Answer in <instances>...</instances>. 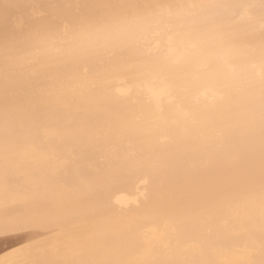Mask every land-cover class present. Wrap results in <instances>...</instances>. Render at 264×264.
<instances>
[{"label": "bare ground", "instance_id": "6f19581e", "mask_svg": "<svg viewBox=\"0 0 264 264\" xmlns=\"http://www.w3.org/2000/svg\"><path fill=\"white\" fill-rule=\"evenodd\" d=\"M0 264H264V0H0Z\"/></svg>", "mask_w": 264, "mask_h": 264}]
</instances>
